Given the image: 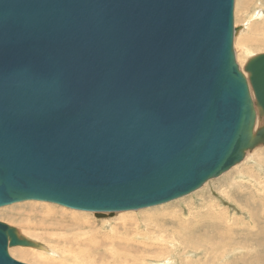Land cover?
<instances>
[{
	"label": "water",
	"instance_id": "water-1",
	"mask_svg": "<svg viewBox=\"0 0 264 264\" xmlns=\"http://www.w3.org/2000/svg\"><path fill=\"white\" fill-rule=\"evenodd\" d=\"M235 0H0V208L105 217L186 197L264 146V54ZM41 249L0 222L9 248Z\"/></svg>",
	"mask_w": 264,
	"mask_h": 264
},
{
	"label": "rangeland",
	"instance_id": "rangeland-1",
	"mask_svg": "<svg viewBox=\"0 0 264 264\" xmlns=\"http://www.w3.org/2000/svg\"><path fill=\"white\" fill-rule=\"evenodd\" d=\"M234 21L235 57L244 70L252 57L264 54V0H235ZM263 124L258 118L256 129ZM46 217L55 221L44 222ZM0 222L42 245L9 248V255L24 264H264V146L198 191L167 204L99 218L29 201L0 208ZM162 224L189 231L182 233L183 240L164 244ZM116 241L138 248L122 250ZM140 243L161 247L143 252Z\"/></svg>",
	"mask_w": 264,
	"mask_h": 264
},
{
	"label": "bare ground",
	"instance_id": "bare-ground-1",
	"mask_svg": "<svg viewBox=\"0 0 264 264\" xmlns=\"http://www.w3.org/2000/svg\"><path fill=\"white\" fill-rule=\"evenodd\" d=\"M165 219H163L164 221L166 220L167 221V223L168 224H170V225H172L174 222L172 221V219L171 218H166V217H164ZM55 221V219L53 218V217H46V218H44V222H54ZM157 221V220H156ZM162 222V221H161ZM160 221H157L156 223H161ZM149 224V223H148ZM192 224V223H191ZM163 225V230L162 231H160V234L162 233L163 234V237H165V238H167V240L166 241H164L163 239L164 238H162V240H163V243L164 244H169V243H173L172 241H170V240H176L177 238H181L182 240L184 239V236H183V234L182 233H186V231L188 232L189 230H186V229H179V230H167L166 229V225L165 224H162ZM165 225V226H164ZM153 226V225H152ZM154 226L156 227V224H154ZM49 229H53L52 227L50 228V227H48ZM183 228V227H182ZM189 228V227H188ZM44 229H46V228H44ZM190 229V228H189ZM191 230V229H190ZM199 230V229H198ZM202 230V229H201ZM144 237V236H143ZM159 237V236H158ZM162 237V236H161ZM158 239H154V241L156 242ZM177 240H179V239H177ZM121 247V249L122 250H126L127 248H129L128 250H126V251H131V252H133V251H135L137 248H138V245L137 244H132L133 246H131L130 244H127V243H125L124 241L122 242V241H116ZM154 242V243H155ZM141 244V243H140ZM157 245L158 246H155V245H153V246H148L147 244L145 245V243L142 245H140V249L143 251V252H147V251H149L151 248H155V247H158V248H160L161 247V245L159 244V243H157ZM210 247V246H209ZM210 249V248H209ZM212 249V248H211ZM197 250V249H196ZM202 251V250H201ZM205 251L207 252V250L205 249ZM19 252H21L22 254H25V252L23 251V250H19ZM204 252V251H203ZM205 252V253H206ZM209 253V252H208ZM207 253V254H208ZM211 254V253H210ZM124 256H129L126 252L124 253Z\"/></svg>",
	"mask_w": 264,
	"mask_h": 264
}]
</instances>
